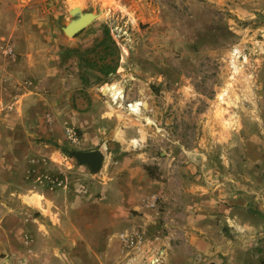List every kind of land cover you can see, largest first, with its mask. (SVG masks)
Listing matches in <instances>:
<instances>
[{"label": "rangeland", "instance_id": "374dc122", "mask_svg": "<svg viewBox=\"0 0 264 264\" xmlns=\"http://www.w3.org/2000/svg\"><path fill=\"white\" fill-rule=\"evenodd\" d=\"M10 1L38 9L50 46L49 57H12L0 41V264H112V238L92 234L111 225L123 188L144 189L147 176L169 183L180 171L228 195L264 194V0ZM75 7L98 15L67 36ZM105 63L116 70L102 73ZM83 105L100 119L91 130L70 119ZM92 149L104 153L95 172L70 154ZM142 198L163 210L161 194ZM85 214L98 218L75 221ZM123 232L122 248L140 238ZM234 240L264 264L263 233Z\"/></svg>", "mask_w": 264, "mask_h": 264}, {"label": "crops", "instance_id": "0c3cea01", "mask_svg": "<svg viewBox=\"0 0 264 264\" xmlns=\"http://www.w3.org/2000/svg\"><path fill=\"white\" fill-rule=\"evenodd\" d=\"M0 2L3 4L0 6V41L1 44L3 40L11 42L12 57H49L50 40L40 32L41 24L35 20L40 13L38 9L34 6L11 7L10 0ZM90 98L93 103L96 101L93 95ZM84 102L82 99L81 103ZM84 106L82 110L71 112L70 119L83 130H91L100 119L93 110L95 106L93 109ZM31 109L34 113L40 111L36 106ZM68 114L64 117L67 121ZM104 116L106 122L108 115ZM123 121H120V126L125 125ZM133 139L136 140L132 136H124L123 142L129 143ZM136 170L126 167L124 171L133 173ZM174 175L173 182L159 183L147 176L151 182H146L144 189L133 185L130 189L123 188L122 203L118 207L114 204L108 217L111 225L107 230L97 228L92 234L98 237L102 231L104 236L112 238L108 252L112 264H252L250 256L255 248L249 249L243 246L245 242L234 238L264 234V194L249 188L228 195L224 187L216 190L209 182L206 184L196 177H186L180 171ZM150 193L164 197L163 210H151L144 205L142 196ZM36 194L31 201H41V195ZM131 209L136 211L135 214H130ZM97 216L78 215L75 221H96ZM116 222L120 223L119 227H116ZM122 231L127 234L136 231L140 238H135L129 247L122 248L116 237ZM67 232L71 238L77 239L76 243H81L79 239L85 237L80 226H74ZM227 232L233 233L234 237Z\"/></svg>", "mask_w": 264, "mask_h": 264}, {"label": "water", "instance_id": "95a60500", "mask_svg": "<svg viewBox=\"0 0 264 264\" xmlns=\"http://www.w3.org/2000/svg\"><path fill=\"white\" fill-rule=\"evenodd\" d=\"M73 12H80L79 7H75ZM98 14H92L91 12L79 13V16L67 24L63 31L67 36H75L88 26ZM70 154L76 158L82 164L87 165L91 171H99L102 167L104 153L100 149L92 150H72Z\"/></svg>", "mask_w": 264, "mask_h": 264}, {"label": "bare ground", "instance_id": "6f19581e", "mask_svg": "<svg viewBox=\"0 0 264 264\" xmlns=\"http://www.w3.org/2000/svg\"><path fill=\"white\" fill-rule=\"evenodd\" d=\"M80 10V9H79ZM94 15V13H92ZM105 89L109 90L111 92L113 100H116L119 97H122V90L118 89L115 84H109L104 86ZM130 109L134 112H137L139 109V103L136 101V103H132L130 105Z\"/></svg>", "mask_w": 264, "mask_h": 264}, {"label": "trees", "instance_id": "16d2710c", "mask_svg": "<svg viewBox=\"0 0 264 264\" xmlns=\"http://www.w3.org/2000/svg\"><path fill=\"white\" fill-rule=\"evenodd\" d=\"M102 73L104 74H109L111 72H114L116 70V65L111 66L110 63H105L104 65H102L99 69ZM146 168L148 170L151 169V167L149 165L146 166Z\"/></svg>", "mask_w": 264, "mask_h": 264}, {"label": "built area", "instance_id": "2783aa9c", "mask_svg": "<svg viewBox=\"0 0 264 264\" xmlns=\"http://www.w3.org/2000/svg\"><path fill=\"white\" fill-rule=\"evenodd\" d=\"M147 205L154 207L156 205V199H151L150 201L147 202Z\"/></svg>", "mask_w": 264, "mask_h": 264}]
</instances>
